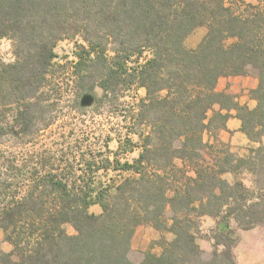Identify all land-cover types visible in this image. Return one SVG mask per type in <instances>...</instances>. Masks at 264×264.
<instances>
[{
    "label": "trees",
    "instance_id": "1",
    "mask_svg": "<svg viewBox=\"0 0 264 264\" xmlns=\"http://www.w3.org/2000/svg\"><path fill=\"white\" fill-rule=\"evenodd\" d=\"M76 35L86 44L76 51L75 94L129 113L126 150L87 161L77 176L51 148L0 149V228L12 245L0 264H238L225 230L229 218L243 228L264 222V146L240 156L219 132L235 115L251 141L263 139L264 0H0V38L15 54L0 58V144L52 123L55 48ZM249 74L258 78L254 106L217 89L223 76ZM135 88L145 95L125 103ZM135 147L132 159L119 157ZM99 170L120 178L98 181ZM203 216L219 219L210 254L198 242ZM141 224L173 237L135 261Z\"/></svg>",
    "mask_w": 264,
    "mask_h": 264
},
{
    "label": "rangeland",
    "instance_id": "2",
    "mask_svg": "<svg viewBox=\"0 0 264 264\" xmlns=\"http://www.w3.org/2000/svg\"><path fill=\"white\" fill-rule=\"evenodd\" d=\"M206 32V26H198L187 36L186 44L196 46ZM82 44H86L85 41L81 36L76 35L61 39L55 48L57 58L55 59V71L51 82V88H53L51 91L54 96L51 97L49 102L50 115L53 116L52 123L41 128L32 136L3 137L0 149L14 151L27 147L38 150L51 148L57 151L59 158H63L56 162L67 168L66 170H68V167L72 168L74 166L73 169L77 176L85 175V169L83 168H86L87 161H100L105 155L109 154L113 158L112 151H123L125 146H121V138L127 131V121L124 114L129 115V113L119 109L120 106L117 103L112 101L101 103L95 97L91 105H82L81 97L84 94L79 97L75 94L73 65L77 59L76 51ZM146 55L148 56L149 53H146ZM0 58L5 62L15 60L14 44L11 38H0ZM254 77L253 74L228 76L224 77L221 83L227 87L236 88V94L239 98L248 105L254 106L256 100L250 97V89L255 82ZM96 92L98 95L102 93L100 88H97ZM144 95V88H135L128 91L125 103L136 101L137 98ZM230 134L231 136L234 135L233 141L239 150L250 149L259 144L264 146V136L261 143L250 141L248 146L243 140L245 138L243 135H236L235 130H230ZM206 137H208L207 134ZM230 144L232 146V143ZM107 150L111 151L108 152ZM138 150L139 148L135 147L133 151L128 153L120 152L119 157L122 160L132 159L138 154ZM93 176L98 181L120 178L119 173L114 170H99ZM241 177L247 184H252L251 175L248 172L241 174ZM228 178L231 179L232 176L228 175ZM90 211L99 213L101 207L97 204L92 205ZM229 225L225 232H228L231 238L235 240L232 250L237 263L264 264V222L250 228H243L235 219L229 218ZM65 228L69 233L76 232L71 223H66ZM200 229L198 242L203 250L210 254L214 248L212 236L219 230V219L212 216H203ZM172 237L173 235L170 232H161L151 224L139 225L133 237L132 259L135 261L141 260L143 254L148 250L160 253L162 251L160 241L163 239L170 240Z\"/></svg>",
    "mask_w": 264,
    "mask_h": 264
},
{
    "label": "crops",
    "instance_id": "3",
    "mask_svg": "<svg viewBox=\"0 0 264 264\" xmlns=\"http://www.w3.org/2000/svg\"><path fill=\"white\" fill-rule=\"evenodd\" d=\"M236 76H241V75H236ZM224 77H228V76H223L220 78L217 89L218 90H226L229 92H232L236 95L237 100H239L241 103H246L245 101H243L242 99L239 98L236 88L234 87H230V86H226L224 84H222V79ZM231 77V76H229ZM254 83L252 85V88L255 87L258 83V78L255 76L254 77ZM253 100V99H251ZM235 114V111H232ZM241 128V120L237 117V116H232L228 121H227V126L225 128H222L219 132V137L222 141L229 143L230 148L232 149V151H236L235 153L240 155V156H244L247 157L250 154V149H240L236 146L235 142L233 141L234 135L231 136L230 134V130H235V134L236 135H243V137H245L243 140L245 141V143L248 144V146L250 145L249 142L251 141L248 136L240 129ZM254 142V141H253ZM232 143V146L231 144ZM259 143V142H258ZM12 249V245L10 242H8L7 240H5V233L4 230L2 228H0V250H4V251H10Z\"/></svg>",
    "mask_w": 264,
    "mask_h": 264
},
{
    "label": "water",
    "instance_id": "4",
    "mask_svg": "<svg viewBox=\"0 0 264 264\" xmlns=\"http://www.w3.org/2000/svg\"><path fill=\"white\" fill-rule=\"evenodd\" d=\"M94 94L93 93H85L82 97H81V103L82 105L88 106L91 105L94 101Z\"/></svg>",
    "mask_w": 264,
    "mask_h": 264
}]
</instances>
